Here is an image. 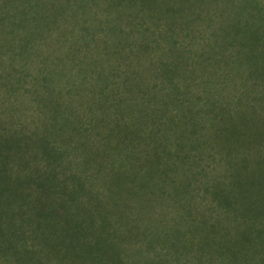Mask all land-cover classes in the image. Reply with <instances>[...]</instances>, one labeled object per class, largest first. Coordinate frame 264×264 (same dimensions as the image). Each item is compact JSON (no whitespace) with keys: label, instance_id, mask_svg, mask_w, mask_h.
I'll return each instance as SVG.
<instances>
[{"label":"trees","instance_id":"1","mask_svg":"<svg viewBox=\"0 0 264 264\" xmlns=\"http://www.w3.org/2000/svg\"><path fill=\"white\" fill-rule=\"evenodd\" d=\"M59 45L57 64H79ZM59 105L56 142L20 135L19 180L0 183V264H264L262 126L223 115L204 138L200 121L166 132L162 108L115 103L116 121L83 125ZM208 151L220 180L192 173Z\"/></svg>","mask_w":264,"mask_h":264},{"label":"rangeland","instance_id":"2","mask_svg":"<svg viewBox=\"0 0 264 264\" xmlns=\"http://www.w3.org/2000/svg\"><path fill=\"white\" fill-rule=\"evenodd\" d=\"M60 43L79 64L55 62ZM56 100L83 125L116 121L121 103L147 115L162 108L166 132L200 121L198 137L210 138L223 115L240 123L236 114L264 128V0H0V148L10 144L0 183L19 180L20 135L56 142ZM209 151L192 173L220 180Z\"/></svg>","mask_w":264,"mask_h":264}]
</instances>
